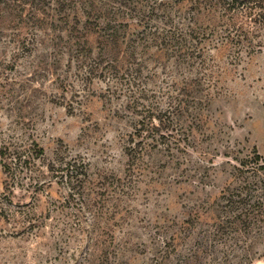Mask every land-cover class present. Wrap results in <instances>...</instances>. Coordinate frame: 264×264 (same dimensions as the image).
Segmentation results:
<instances>
[{"label":"rangeland","instance_id":"1","mask_svg":"<svg viewBox=\"0 0 264 264\" xmlns=\"http://www.w3.org/2000/svg\"><path fill=\"white\" fill-rule=\"evenodd\" d=\"M100 1L133 57L67 49L70 5L0 0V264H264V29L252 54L189 60L205 78L179 105L185 74L155 44L168 0ZM142 102L170 110L171 149L135 161ZM57 150L84 164L75 190Z\"/></svg>","mask_w":264,"mask_h":264},{"label":"trees","instance_id":"2","mask_svg":"<svg viewBox=\"0 0 264 264\" xmlns=\"http://www.w3.org/2000/svg\"><path fill=\"white\" fill-rule=\"evenodd\" d=\"M33 1L39 6H44L45 3V0ZM57 3L59 5L55 15L60 14L65 5H70L72 9L64 18L65 24L70 25L72 22L68 28L67 48L72 53L84 54L91 52L93 48H99L102 56L112 59L118 56L116 55L118 52L119 55L124 53L123 57H133L134 50L128 45V39L124 38L121 28L114 26L108 18L111 8H104L100 0H57ZM161 5L166 27L165 33H159L155 44L167 57L171 52L175 57L174 70L185 74L181 82H177L181 87L177 94L182 95L179 105L185 103L187 105L189 100L194 98L192 96L196 97L195 92L200 89L198 83L201 85L202 78H205L191 76L192 69L186 70L185 66L189 60L199 58L200 60L197 59L199 63H205L207 59H213L216 52L221 51L242 57L244 53L252 54L262 48V41L258 37L264 29V0H168L163 1ZM139 15L141 16L139 22L144 19L151 20L150 15L143 16L142 13ZM124 46L126 49L121 50ZM150 47L145 45L141 51L149 53ZM111 62L115 63V60ZM117 64L119 65V60ZM141 104L139 109V104L127 107L131 109L132 121L127 133L124 134L127 137L125 150L131 156V160L135 161L145 158L151 146L162 150L159 145L163 143L166 147L168 138L172 136L164 132V129L173 123L168 114L170 110L166 112L153 110L150 104L146 102ZM136 110L138 112L134 113ZM167 145V149L170 150V144ZM38 152L43 155L44 149L39 148ZM256 158L260 159L259 156ZM4 164L6 173L13 175L11 162L5 161ZM236 168L239 169V166ZM83 169V162L74 158L67 160L61 150H57L55 157L48 163V171L59 174L58 181L64 182L71 190L77 189L85 181L84 178H80V175H85ZM4 211L9 213L8 210Z\"/></svg>","mask_w":264,"mask_h":264}]
</instances>
